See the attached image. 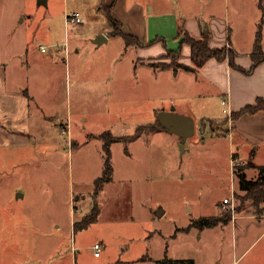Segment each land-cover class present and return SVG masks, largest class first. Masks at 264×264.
I'll return each mask as SVG.
<instances>
[{
    "label": "rangeland",
    "instance_id": "obj_1",
    "mask_svg": "<svg viewBox=\"0 0 264 264\" xmlns=\"http://www.w3.org/2000/svg\"><path fill=\"white\" fill-rule=\"evenodd\" d=\"M176 1L178 9L183 6L190 13L199 8L198 0ZM201 1L209 13L224 11L242 43L246 44L256 24L264 26V0ZM92 2L0 0V58L42 69L47 64L37 55L40 49L48 50L42 55L45 57L69 44L70 66L86 69L80 76L82 80L114 81L118 75L120 82L125 83L130 79L127 65L122 64L121 71L114 74V68L97 67L96 51L74 54L77 46L87 45L97 29L108 23L106 12L95 15ZM79 10L87 18L85 24H68L67 16ZM120 43L111 42L109 47L114 51ZM32 53H36L34 58ZM62 70L58 68L53 84L57 86L56 95L49 93V86L44 83L48 77L37 89L41 107L34 102L33 112L48 118L34 120L33 130L37 128L40 136L35 134L26 141L0 148V264H118L120 260L156 264L166 255L192 257L197 264H264V236L256 241L264 221L259 224L252 212L229 226L179 230L192 224L203 210L210 215L213 202L225 195H229L224 199L231 203L221 206L222 218L234 219L236 213L252 211L253 202L244 199L247 194L235 192L237 183L232 172H227V163L210 159V153L225 150L224 142L228 141L224 137L219 139V145H214L210 142L212 135L204 134L201 124L196 125L186 152L176 143L180 137L173 132L153 134L145 130L138 138L126 139L135 135L141 125L155 124L162 110L174 108L176 96L183 98L178 89L190 91L192 84L183 78L174 82L153 76L148 88L154 99L142 102V107L131 96L133 88L125 83L123 92L107 104L76 105L74 101L73 109L67 97L75 79ZM194 102V109L202 103L209 106L196 112L226 119L224 110L228 108L219 100ZM68 111L75 119L71 137L69 123L56 119V112L64 117ZM151 113L154 114L150 116ZM109 130L116 137L126 138L112 144L114 180L104 187L103 196L95 198V182L105 166L101 133ZM201 137L208 144L203 145ZM261 155L263 161L264 149ZM232 163L243 169L250 164L240 158ZM218 176L223 178V187L218 185ZM96 204L102 210L96 223L75 231V222L92 213ZM261 210L263 213L264 205ZM97 243L107 245L102 258L95 253ZM144 258L152 260L140 261Z\"/></svg>",
    "mask_w": 264,
    "mask_h": 264
},
{
    "label": "crops",
    "instance_id": "obj_2",
    "mask_svg": "<svg viewBox=\"0 0 264 264\" xmlns=\"http://www.w3.org/2000/svg\"><path fill=\"white\" fill-rule=\"evenodd\" d=\"M198 4L199 8H197L194 13H190L188 10H184L183 6L178 9L176 0H93L92 6L95 8V15L101 14L103 11L105 12L104 6L113 5L112 15L117 22L121 23V31H123L124 34L138 39L141 45L136 46L134 44H128L125 37L113 34V27L107 18L108 23L97 29L92 39L87 41V45L81 44V47L77 46L76 49H74V54L81 55L84 50L96 51L99 53V57L98 55L96 56L97 67H101L102 69H109V67L114 68V74L121 71L122 64L127 65L130 71V79L125 83L133 88L131 96L138 107L144 106L142 102L147 101L149 103L154 99L151 88H148V85H152L151 80L153 76L156 80L168 78L169 81V78H171L174 82H177L179 78H183L185 81L192 84L193 89L191 87L190 91L178 89L177 92L184 95L182 96L183 98L176 96V98L173 99L172 105H175L174 112L184 116H192L195 119L196 125L201 124V127H205L204 134L209 132L212 135L210 142H213L214 145H219V139H222V137L228 141L226 144L224 142L226 148L222 153L214 154L212 152L209 156L215 163H227V172H232V179L234 176L235 183H237V190L235 189V192L241 191L239 187V178L234 171L232 163L233 157L237 156L242 159V161L249 162V166L244 168L247 177L251 180L258 179L261 172L260 168L264 166V160L262 161L261 159V151L264 149V110L255 114L246 113V115L241 116L237 120H233L231 115L234 112L241 111V109H244L247 105H255L259 98H264V62H261L251 73H243L230 65L229 60L219 61L214 58L209 60L204 67L195 70L192 61L191 47L187 43L181 45L184 35L180 36L179 30L183 27L192 38L198 40L202 39L203 28L207 27L212 34L210 46L213 49L231 47L237 55L236 64L244 70H250L253 66L252 53L254 51L259 25L257 26L256 24V26L253 27L246 44L242 43L243 40L237 32V29H233L232 27V21L224 17V11L212 10V12L209 13L201 0H198ZM77 12L81 14L83 19L81 24L78 25L85 24L87 18L80 10ZM70 29L71 26L68 27V39H70ZM262 33V48L264 50V26L262 28ZM101 35L105 36L107 40L99 44L96 40L97 37ZM115 41H121V43L119 49L113 51L110 49L109 44ZM77 45L79 44L77 43ZM5 46L6 43L3 44V47ZM168 50L181 51L178 62L184 66V68L176 70L172 66L164 68L155 65L158 63H169V61L162 59L163 56L168 54ZM47 52L48 50L43 52L42 49H40L37 53V55H41L44 62L47 64V66H43L42 69L33 68L32 65L29 64H19L16 60L15 62L9 61L7 57L0 58V148H2V146H13L17 142L26 141V138L32 137L35 134L40 136V132H38L37 128L33 130L34 120H47L48 118H45L42 114L39 116L34 113V106H32V104L36 102L38 107L40 106V95L37 89L47 77L44 83L49 86V93L57 94V86L53 84L57 81L58 68H60V70H62V68L65 69L66 72L71 75V79H75L72 84H70V93L67 97L69 105L73 109L74 101L76 105L77 103H79V105L92 104L93 102L107 104L108 100H111L112 97H116V95L118 96L123 92L121 89L125 86V83L120 82L118 75L114 81H109L108 78L105 82L99 80V78L92 79L91 81L82 80L80 76L82 73L86 72V69L80 66H78L80 68L74 69L73 66H70L72 65L70 64L72 54L69 44L66 45L65 48L62 47L58 49L56 54L50 52L48 56H42ZM35 55L36 53H32V58H34ZM185 66L193 68L194 70L187 69ZM63 76L64 70L61 72V77ZM204 99H209V101L216 100L217 102L219 100L221 105L223 100H227L226 108L228 109L226 111L224 110L225 114H227L226 119L222 121L218 119L219 117H217V115L215 118H211L203 115L200 111L196 112L195 110L209 109V106H206L204 103L200 104L199 109L193 108L194 101L197 102ZM170 110L171 108L164 109L162 112H170ZM152 114L154 113H151L150 116ZM56 119H61L60 121L69 123L68 133L71 137V130L75 124V119L71 116L70 112L68 111L64 117L61 116L59 112H56ZM85 120L86 119H83V121H81L85 122ZM204 120L206 121L201 122ZM208 120L215 123L214 128L209 126ZM40 122L41 121H39V123ZM159 131L164 132L165 130ZM188 140L185 142V149L183 152L188 151ZM199 140L203 145L208 144L203 137L199 138ZM176 143L181 145V139L179 138ZM194 147L193 145L191 148ZM190 169L191 168H189V171L191 172ZM222 179L221 176H218V185L220 187H223ZM108 185L106 187H108ZM104 190L105 188L101 190L99 198L104 195ZM225 196L222 199L219 197L213 202L209 209L211 210V212H209L211 213L210 215L207 213L208 210H203L201 212L204 213H199L194 220L204 217H221L219 211L224 204L223 200ZM188 209L189 211H193V208L191 206L189 207V205ZM251 212L254 213L257 222L262 224L261 221H264V212H258L253 206L252 211L236 213L234 219L227 217L226 221H222L219 225L212 228L229 226V224L239 222L244 215ZM101 213L102 210H100L99 217ZM191 225L192 224H189L188 227L179 230L187 232L194 228H190ZM204 229L202 231H204ZM263 236L264 229L256 241ZM126 246L127 248L123 250L125 252L128 250V245ZM103 249L106 250L107 245L103 244ZM101 252L102 254L97 258L103 257L104 252ZM166 257L169 258L168 255H166L163 259ZM169 259L173 261L192 260L193 264H197L196 259L192 257H174ZM149 260L152 259L146 258L140 261L147 262ZM131 263L132 261L122 262L120 260L118 264Z\"/></svg>",
    "mask_w": 264,
    "mask_h": 264
},
{
    "label": "trees",
    "instance_id": "obj_3",
    "mask_svg": "<svg viewBox=\"0 0 264 264\" xmlns=\"http://www.w3.org/2000/svg\"><path fill=\"white\" fill-rule=\"evenodd\" d=\"M103 1V0H102ZM105 12L107 13L108 20L111 23L113 27V34L115 35H122L125 37L128 44H134V45H141L140 41L136 39L133 36L124 34L123 31H121V23L117 22L113 15V5L111 6H104ZM262 23H259L258 30H257V36L254 44V51L252 53V60H253V66L250 70H244L242 67H240L238 64H236V53L229 48H222V49H213L210 46V40H211V33L207 27L203 28V37L202 39H194L192 38L184 29L183 27L179 30V35L183 36V39L181 41V45L187 43L190 45L192 50V61L195 66V70L202 68L205 66V64L211 60L216 58L219 61H225L229 60L230 65H232L235 69L242 71L243 73H251L254 71L261 62H264V50L262 48V41H263V33H262ZM168 54L166 56H163L162 59H166L165 57H169L172 59L170 63H158L155 64L158 67H164L168 68V66L174 67V69L178 70L179 68H184L178 60L181 56V51H171L168 50ZM174 58H172V56ZM187 69L194 70L193 68H190L188 66H185ZM261 110H264V98H259L255 105H247L244 109H241V111L232 113L231 117L233 120L239 119L241 116L246 115V113L255 114L260 112ZM201 121V122H205ZM208 124L214 128V122L208 120ZM204 126V125H203ZM205 128V127H204ZM138 132H136L135 135L132 136H124L126 139H135L140 137V135L143 134L145 130H148V133H155L156 131L163 130V126L160 123L159 120L155 122L153 125H141L138 128ZM144 129V130H143ZM108 135V137H106ZM124 138L116 137L112 134V132L103 133L101 134V139L103 141L104 145V152H105V166L103 173L100 178H98L95 182V198L99 196L101 193V190L108 184H110L113 181V172L114 168L112 165V144L118 141H123ZM234 158H237V156H234ZM234 171L236 172L238 178H239V187L241 188L242 192H245L247 195L244 197L245 200H250L253 202V206L256 208L258 212H261L262 206L264 205V166L260 168V175L258 179L251 180L247 177L245 171L240 166L235 165ZM100 207L96 204L95 208L93 209V212L85 216L80 222H75L74 229L75 231H79L81 229H86L90 225L96 223V220L98 219L100 215ZM227 218H216V217H204L200 218L198 220L193 221L191 227L198 228L203 230L204 228H212L222 221H226ZM189 230V228H188ZM146 259V258H144ZM156 264H193V261H183V260H171L169 258H165L163 260H159V262H156Z\"/></svg>",
    "mask_w": 264,
    "mask_h": 264
},
{
    "label": "water",
    "instance_id": "obj_4",
    "mask_svg": "<svg viewBox=\"0 0 264 264\" xmlns=\"http://www.w3.org/2000/svg\"><path fill=\"white\" fill-rule=\"evenodd\" d=\"M40 3L47 0H39ZM105 36H98L96 42L102 44L106 42ZM159 121L163 126V130L176 133L181 138V149L184 151L185 142L196 133V123L192 116L180 115L174 112V108L170 112H161Z\"/></svg>",
    "mask_w": 264,
    "mask_h": 264
},
{
    "label": "built area",
    "instance_id": "obj_5",
    "mask_svg": "<svg viewBox=\"0 0 264 264\" xmlns=\"http://www.w3.org/2000/svg\"><path fill=\"white\" fill-rule=\"evenodd\" d=\"M67 19H68V24H70V25H72V26H74L75 24L76 25H78V24H81V22H82V17H81V14L79 13V12H77V11H75V12H73V13H71V14H69L68 16H67ZM42 51L43 52H45L46 51V48H42ZM222 105L224 106V107H226L227 106V100H223L222 101ZM225 111H226V109H225ZM238 160V157L237 158H234L233 157V162H235V161H237ZM235 166V165H234ZM223 203H224V206H226V205H228V204H230L231 202H230V199H228V198H226V199H224L223 200ZM94 248H95V253H96V255H97V257L98 256H100L101 254H102V249H103V245L101 244V243H97L95 246H94Z\"/></svg>",
    "mask_w": 264,
    "mask_h": 264
}]
</instances>
